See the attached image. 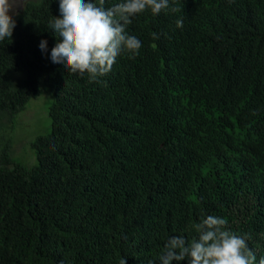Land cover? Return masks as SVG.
Returning <instances> with one entry per match:
<instances>
[{"label":"trees","instance_id":"1","mask_svg":"<svg viewBox=\"0 0 264 264\" xmlns=\"http://www.w3.org/2000/svg\"><path fill=\"white\" fill-rule=\"evenodd\" d=\"M169 5L133 17L139 54L90 82L50 59L59 0H22L0 44V264H159L208 215L264 257V0ZM45 91L29 166L3 132Z\"/></svg>","mask_w":264,"mask_h":264},{"label":"clouds","instance_id":"2","mask_svg":"<svg viewBox=\"0 0 264 264\" xmlns=\"http://www.w3.org/2000/svg\"><path fill=\"white\" fill-rule=\"evenodd\" d=\"M16 3L0 0V44L11 41L16 22L8 12ZM58 7L59 17H53L48 25L57 38L50 59L73 74H86L90 82L108 74L122 53H130L129 58L139 54L140 41L127 31L133 17L179 10L170 8L169 0H120L111 7H105V0H59ZM176 26L183 27L182 19L176 21ZM153 39H158L155 33ZM46 45L42 40L39 48L46 50ZM192 227L196 233L192 240L182 236L167 240L159 264L185 260L188 264H257L247 245L249 237L229 230L225 218L208 215ZM119 264H126V258H121ZM258 264H264V257Z\"/></svg>","mask_w":264,"mask_h":264},{"label":"rangeland","instance_id":"3","mask_svg":"<svg viewBox=\"0 0 264 264\" xmlns=\"http://www.w3.org/2000/svg\"><path fill=\"white\" fill-rule=\"evenodd\" d=\"M51 100L49 91L31 97L25 108L16 114L12 128L3 132V138L12 145L17 161L29 166L36 164L33 142L39 135L51 130V117L47 113ZM3 120L6 122L7 118L3 117Z\"/></svg>","mask_w":264,"mask_h":264},{"label":"water","instance_id":"4","mask_svg":"<svg viewBox=\"0 0 264 264\" xmlns=\"http://www.w3.org/2000/svg\"><path fill=\"white\" fill-rule=\"evenodd\" d=\"M22 3H20V0H17V3L13 5L12 8L9 9L8 15L12 16L14 15L15 11L18 10L21 7Z\"/></svg>","mask_w":264,"mask_h":264}]
</instances>
